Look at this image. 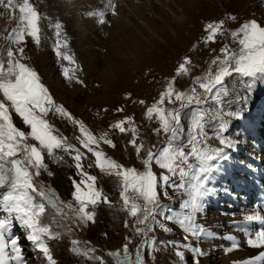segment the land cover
Masks as SVG:
<instances>
[{
    "label": "rangeland",
    "instance_id": "374dc122",
    "mask_svg": "<svg viewBox=\"0 0 264 264\" xmlns=\"http://www.w3.org/2000/svg\"><path fill=\"white\" fill-rule=\"evenodd\" d=\"M139 1L145 5L140 13L135 7V11L125 7L122 0H93L86 11L82 10L85 4L81 0H55L54 3L52 0H30L39 14V42L26 36L20 43L13 42L15 35L11 32L17 26L20 13L17 11L10 16L0 6V57L11 48L21 63L37 72L55 105L63 106L71 113L74 119L55 112L48 113L45 118L53 125L55 134L67 138L69 143L84 153L87 157L82 160L84 172L97 177L96 186L110 201L89 206V210L95 213L94 222L83 223L75 218L74 210L79 205L73 197V181L79 183L84 177L75 168V162L68 153L57 150L53 156H48L45 151L46 167L40 170V175H33V183L53 196V201L57 197L56 188L59 187L63 194L61 200L55 202L56 207L36 196L37 201L45 203L43 222L59 233V238L47 240L52 256L56 264H117V257L109 253L119 251L122 257L125 244L128 245L129 253L135 255L146 239L143 234H137L136 218L129 215L136 193L131 189L125 193L130 199L129 205L125 206L121 196L125 192L122 178L96 168L95 158L77 139H83V136L74 120L80 121L98 140L107 133V138L116 145L111 147L101 140L97 150L104 151L106 156L125 168L143 172L146 170L144 161L148 152H158L171 138V132L156 131L160 128V122L155 115L151 119L146 118V110L159 101L161 92L174 81L172 86L176 92L191 94L195 88L196 98L202 101L201 105L193 103L181 107V101L173 97V102L169 103L166 97L164 104L158 105L181 113L176 142H184L185 151L191 147L187 140L194 112L206 116L205 132L209 139L205 143L213 148L221 147L219 141L213 138L215 131L219 130V121L227 123V149L223 158L208 172L205 181L203 216L202 221L198 219L200 223L197 222L203 226L204 233L199 239L189 236V243L209 253L205 262L202 256L199 257L200 264H241L239 260L230 259V252L225 251L233 244L226 237L234 236L239 245L244 244L247 237L241 227L252 230L260 228L255 222H246L245 215L257 211L264 214L262 210L253 208L255 201H252V198H258L257 192L261 189L259 177H264V79L257 77L253 82L251 78L233 72L215 85L211 94L205 93L196 80L200 78L202 82H207L210 78L208 74L217 71V65L212 62L217 56L222 57L221 49L225 45L230 51H239L241 46L238 41L241 37H233L232 32L244 22L255 19L264 26V0H149V6L144 4L146 0ZM18 2L22 4L23 0ZM121 6H124V12L129 17L126 26L121 21L118 24L114 21L120 20H117L116 15ZM229 14L237 19L230 20ZM221 20L224 21L223 34H217L216 43L205 44L208 35L205 26ZM57 24L60 25L59 29ZM57 31L61 33L59 37ZM58 40L61 45L59 48ZM20 48L24 49L23 54L19 53ZM57 52L61 55H57ZM64 54L75 63L63 59ZM185 57L191 58L189 72L177 76L176 69ZM64 69L69 70V78H65ZM248 84H252L250 92ZM244 97H247V102ZM0 101L9 107L13 123L27 134L29 126L22 123V118L15 113L11 102L2 93ZM117 109L123 111L118 112ZM231 111H237V114H221ZM125 117L134 118L132 124L125 127L130 129L134 126L137 144L144 145L139 155L129 143L132 139L130 130L127 134H120L110 127ZM213 123L215 130L208 126ZM28 143L37 142L28 137ZM248 158L252 164L260 167L247 162ZM151 168L157 175L162 172L167 174L154 160ZM30 171L34 173L35 169ZM174 179L178 182V177ZM45 181L53 183L55 190L45 187ZM246 183L251 184L246 187ZM80 186L87 190L83 184ZM9 190L8 183L0 187V200ZM158 191L161 203L172 207L173 214L186 211L180 205L188 197L181 190L168 189L171 199L164 198L163 189L158 188ZM136 202L143 206L142 199ZM61 204L65 205L64 208ZM5 215L0 209V217ZM157 220L172 228V231L165 232L157 225H152L153 231L148 233L147 238L154 236L157 243L155 250L143 248L144 264H193L190 251L181 249L185 257L181 262L175 255L176 247L168 244L169 241L183 243L184 236L188 234L178 224L159 216ZM11 230L12 237L20 238L26 264H47L42 253L25 239L27 229L14 221ZM73 240L80 242L76 246L80 248L79 253L72 250ZM161 241L164 243L161 244ZM90 250V256L86 255Z\"/></svg>",
    "mask_w": 264,
    "mask_h": 264
},
{
    "label": "snow or ice",
    "instance_id": "6c2138e0",
    "mask_svg": "<svg viewBox=\"0 0 264 264\" xmlns=\"http://www.w3.org/2000/svg\"><path fill=\"white\" fill-rule=\"evenodd\" d=\"M0 6L8 11L10 16L17 11L20 13L17 17L16 28L11 30L12 34L15 35L14 43L23 42L26 36L33 37L39 42V14L30 0H23L22 4L18 0H0ZM228 18L233 21L237 19L231 14ZM223 26V20L208 23L204 29L208 33L204 43H216L217 34H223ZM56 27L59 29L60 25L57 24ZM56 35L59 37L61 33L57 31ZM232 36L241 37L238 41L241 46L239 51H230L225 45L221 49L222 57L217 56L212 62L217 65V71L214 74L211 72L208 74L210 78L207 82H202L200 78L196 80L205 93H213L214 86L220 84L224 77L232 75L233 72L242 77L251 78L253 82L256 81L257 77L264 79V26L257 20L251 19L233 31ZM60 46L58 40L57 47ZM18 51L23 54L24 49L20 48ZM56 54L61 55L59 52ZM7 57V66L4 59L0 57V93L7 101L11 102V107L22 118V123L29 126L30 131L26 134L20 130L13 123L9 107L0 101V187L6 183L10 187V190L0 200V209L6 213L5 216L0 217V264H26L20 238L10 235L14 221L27 229L25 239L31 242L39 253H42L47 264H56L47 240L59 238V233L54 232L48 224L43 222L45 203L41 201L46 200L53 207L56 205L52 196L43 189H38L33 183V175H40V170L46 167L44 152L46 151L48 156H53L57 150L68 153L75 162V168L84 177L79 183L73 181L75 188L73 197L79 205L74 210V215L79 221L83 223L94 222L95 213L89 210V206H95L101 201L104 203H110V201L96 186L97 177L84 172L82 160L87 159L84 153L69 143L67 138L55 134L56 130L53 125L45 118L48 113L55 112L68 119H74L71 113L67 112L63 106L55 105L47 88L40 82L37 72L21 63L11 48L7 50ZM63 59L75 63L67 54L63 55ZM190 64L191 58L185 57L183 63L176 69L177 76L187 75ZM63 74L65 78H69L68 69H64ZM173 83L174 81L170 82L165 91L161 92L159 101L146 110V118L151 119L155 115L160 122V128L156 131L171 132V138L158 152H148L144 161L146 170L143 172H138L135 168H125L116 160L106 156L104 151L97 150L101 140L111 147L116 145L112 139L107 138V133H104L98 140L80 121L74 120L83 136V139L80 137L77 139L81 146L95 158L96 168L101 172L122 178L125 192L121 196L125 206H128L130 202L125 193L129 189L136 193V197L131 203L129 215L136 218L137 227L135 231L137 234H143L146 239L137 248L134 256L129 253L127 244L123 247L122 257L119 251L109 253L110 256L117 257V264H144L143 248L147 247L149 251L155 250L157 243L154 236L150 239L147 238L148 233L153 231V224L165 232L172 231V228L157 220V216L178 224L188 234L184 236L183 243L168 242L169 245L176 247L175 255L179 257L181 262L185 258L184 251L181 249L188 250L193 254V264H200L199 257L206 255L201 248L189 243V236L199 239L204 233L203 226L196 222V215L203 209L202 197L206 191L205 181L208 172L213 169L217 161L223 158L227 149L228 140L225 138L227 123L223 120L219 121V130L215 131L213 138L219 141L221 147L213 148L205 143L209 139L208 133L205 132L206 116L194 112L191 117L192 129L188 133L187 140V144L191 147L189 151H185V143L176 142L181 113L158 105H163L166 97L169 103L173 102V97L175 100L181 101V107L193 103L201 105L202 101L196 98L195 88L192 89L191 94L182 91L176 92L173 89ZM251 87L252 84H248L249 92ZM244 100L247 102V97H244ZM140 103L143 104L144 101H140ZM117 111L122 112L123 109H117ZM221 114L234 116L237 111L222 112ZM133 120V117H125L110 127L120 134H127L130 130L132 139L129 143L139 155L144 145L137 144L136 128L134 126L130 129L125 127V125L132 124ZM208 126L215 130L214 123ZM28 137L37 143H28ZM73 152L75 155H71ZM153 160L160 169L166 170L167 174L163 172L160 175L155 174L151 168ZM88 166L92 167L91 164ZM30 169H35V172H31ZM175 177H178V182L174 179ZM81 184L85 186L86 191L81 188ZM158 188L163 189L165 199L172 198L168 189L181 190L188 197L180 205L181 209L186 211L181 214H173L174 209L172 207L161 203ZM36 196H39L41 201H37ZM137 199H142L143 206L136 202ZM68 207L72 206L69 205ZM138 213L141 215L138 216ZM244 220L260 225V228L255 230L241 227V230L246 234L247 245L252 248H264V214L259 211L246 214ZM138 225H144V227L141 228ZM125 226L127 227V224ZM226 239L233 241V244L225 249L226 252H231L239 247L234 236L229 235ZM79 243L76 240L72 241L74 245L72 250L76 253L80 252V248L76 247ZM160 243L163 244L164 242L161 241ZM91 251L85 254L90 256ZM90 258L99 259V257ZM256 262H264V251L251 258L247 264H256ZM241 264H245V262H241Z\"/></svg>",
    "mask_w": 264,
    "mask_h": 264
},
{
    "label": "bare ground",
    "instance_id": "6f19581e",
    "mask_svg": "<svg viewBox=\"0 0 264 264\" xmlns=\"http://www.w3.org/2000/svg\"><path fill=\"white\" fill-rule=\"evenodd\" d=\"M53 1V3L55 2V0H52ZM95 1H99V0H94V2ZM108 1H110V0H107V2ZM90 2H93V0H81V3L82 4H85V6L83 7L82 6V10H87L88 9V4L90 3ZM122 2H125V7H127L128 9H131V10H134L135 11V8H136V11L138 10L139 11V13L140 12H142V10H143V8H142V6L144 7L145 5H143V4H141L140 3V1L139 0H122ZM107 4V3H106ZM140 4V5H139ZM144 4H146L147 6H149V0H146L145 1V3ZM130 7V8H129ZM135 7V8H134ZM74 8V7H73ZM126 8V9H127ZM78 10V9H77ZM80 11V10H79ZM124 11H126L125 10V8H124V6L122 7L121 6V8L119 7L118 8V13H117V15H116V18H117V20L118 19H120V20H118V21H116V19H114V21L118 24L119 23V21H121L122 23H125V26H126V24H127V21H129L128 19H129V17L125 14V12ZM81 12V11H80ZM106 17V16H105ZM111 17V16H110ZM106 18H108V17H106ZM129 23V22H128ZM122 25V24H121ZM124 26V27H125ZM128 26V25H127ZM251 170V169H250ZM245 184V183H244ZM251 183H246V187H248V185H250ZM206 192V191H205ZM251 193V192H250ZM207 195V194H206ZM258 196H259V194H258ZM257 196V197H258ZM245 197H247V195L245 196ZM209 198V197H208ZM260 198H262V201H261V204H262V206H264V193H261L260 194ZM216 199V198H215ZM214 199V200H215ZM211 202H212V200H211ZM203 211V210H202ZM202 216H203V214H202V212L200 211V213H197V215H196V222H198V223H200V221L198 220V219H200L201 221H202ZM205 223V222H204ZM11 233H12V230H11ZM10 233V234H11ZM241 239V238H240ZM244 242V241H243ZM239 249V250H238ZM261 251H264V248H261L260 250H256V249H254V248H252V247H249L248 245H247V243H246V241L244 242V244H241V245H239V247L234 251H231L230 252V256H229V258L230 259H236V260H239V261H241V262H245V264H247V262H250V260H251V258H254V257H256ZM210 252V251H209ZM206 253V255H204V256H202V259L204 260V262H205V260L207 259V258H209L208 256V254L209 253H207V251L205 252ZM235 262V261H234ZM256 264H264V262H256Z\"/></svg>",
    "mask_w": 264,
    "mask_h": 264
}]
</instances>
